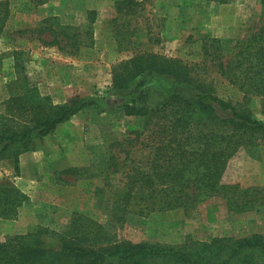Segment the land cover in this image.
Listing matches in <instances>:
<instances>
[{
    "label": "rangeland",
    "instance_id": "rangeland-1",
    "mask_svg": "<svg viewBox=\"0 0 264 264\" xmlns=\"http://www.w3.org/2000/svg\"><path fill=\"white\" fill-rule=\"evenodd\" d=\"M32 1L30 11L13 12L0 34V112L18 115L25 76L56 103L75 96L91 97L96 103L59 124L52 133L36 138L21 154L20 175L0 163V178L27 195L16 219L0 218V241L40 227L59 231L75 212L105 225L111 242L126 240L194 251L214 237L264 236L261 205L232 213L221 194L200 203L191 216L184 208H176L117 219L118 211L107 203L105 191L120 175L114 174L111 180V162L120 163L124 158L115 143L134 136L130 131L144 125V117L125 115L121 109L123 102L133 98V88L147 86L149 93L144 99L150 105L171 93H193L171 76L151 72L133 79L125 89L114 90L116 72L125 73L133 57L178 61L215 94L264 121V96L244 97L243 91L235 95L232 88L236 84H230L220 69L222 62L242 59L240 50L248 37L263 27V1L141 0L134 13L120 14L116 20V0ZM89 10L97 11L91 58L43 46L37 39L36 29L46 19L55 26L84 24ZM242 61L248 65L246 59ZM246 83L248 86V80ZM217 110L222 117L231 115V111ZM74 167L80 169L79 174L61 172ZM223 181L239 183L242 188L264 187V144L242 146L230 159ZM254 258L262 260L257 254Z\"/></svg>",
    "mask_w": 264,
    "mask_h": 264
},
{
    "label": "trees",
    "instance_id": "trees-1",
    "mask_svg": "<svg viewBox=\"0 0 264 264\" xmlns=\"http://www.w3.org/2000/svg\"><path fill=\"white\" fill-rule=\"evenodd\" d=\"M209 1L221 4L233 0ZM141 2L116 0L114 20L120 14L134 13ZM32 3L0 0V34L16 9L28 12ZM96 21V10L88 11L84 24L55 26L46 19L36 29L37 39L43 46H57L81 58H91ZM45 32L50 37L42 36ZM240 54L248 65L240 58L227 60L221 63V74L230 84H236L232 88L235 95L243 91L244 97L264 96V25L248 37ZM130 62L125 73L116 72L114 90L125 89L133 79L151 72L171 76L193 93H171L150 105L144 99L149 93L147 86L142 88L140 84L133 88V98L121 104L123 114L144 117V125L130 131L134 136L115 143L123 150L124 158L120 163L111 162L113 170L109 175L111 180L114 174L120 175L116 176L117 183L110 182L104 189L107 203L118 211L114 216L124 219L127 214L147 216L176 208H184L186 215L191 216L200 203L221 194L232 213L248 212L256 204L264 206V187L242 188L239 183L223 181L230 159L242 146L264 144V121L215 94L213 88L193 77L178 61L133 57ZM22 88L18 115L0 112V163L12 167L16 175L21 174V154L33 146L36 138L52 133L59 124L96 103L87 96L56 103L27 76ZM218 107L231 111V115L220 116ZM61 172L79 174L80 169L65 168ZM26 199L17 185L0 178V218L16 219ZM111 241L105 225L75 212L59 231L40 227L0 241V264H264V236L257 233L214 237L194 251ZM256 254L262 260L255 261Z\"/></svg>",
    "mask_w": 264,
    "mask_h": 264
}]
</instances>
